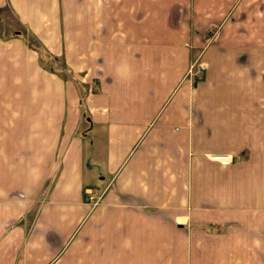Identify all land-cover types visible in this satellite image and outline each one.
Returning <instances> with one entry per match:
<instances>
[{"label":"crops","instance_id":"1","mask_svg":"<svg viewBox=\"0 0 264 264\" xmlns=\"http://www.w3.org/2000/svg\"><path fill=\"white\" fill-rule=\"evenodd\" d=\"M0 264H264V0H0Z\"/></svg>","mask_w":264,"mask_h":264},{"label":"built area","instance_id":"2","mask_svg":"<svg viewBox=\"0 0 264 264\" xmlns=\"http://www.w3.org/2000/svg\"><path fill=\"white\" fill-rule=\"evenodd\" d=\"M193 68H196V72H197V74H198L199 72L202 71V69L204 68V66H203V64H202L201 62H197V60H194V61H192V62L190 63V66H189V68H188V71H189V72L192 71ZM88 192H89V191H88ZM90 192H91V191H90ZM94 196H95V195H93V194H89L88 199H89L90 201H92L93 203H96V202L98 201V199L100 198V195L97 196V197H94Z\"/></svg>","mask_w":264,"mask_h":264},{"label":"rangeland","instance_id":"3","mask_svg":"<svg viewBox=\"0 0 264 264\" xmlns=\"http://www.w3.org/2000/svg\"><path fill=\"white\" fill-rule=\"evenodd\" d=\"M189 68V67H188ZM187 73L193 78V79H195L196 77V75H197V72H196V68H193V70L192 71H188L187 70ZM200 73V72H199Z\"/></svg>","mask_w":264,"mask_h":264}]
</instances>
